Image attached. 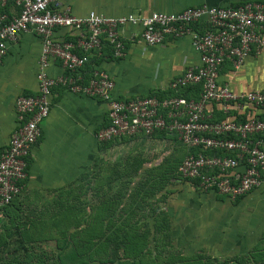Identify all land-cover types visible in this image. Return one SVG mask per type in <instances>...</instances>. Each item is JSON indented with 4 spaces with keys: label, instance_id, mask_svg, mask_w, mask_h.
Returning a JSON list of instances; mask_svg holds the SVG:
<instances>
[{
    "label": "crops",
    "instance_id": "0c3cea01",
    "mask_svg": "<svg viewBox=\"0 0 264 264\" xmlns=\"http://www.w3.org/2000/svg\"><path fill=\"white\" fill-rule=\"evenodd\" d=\"M249 2L264 3V0H58L53 8L70 10L78 18H85L90 12L108 18L130 15L148 18L156 12L177 13L204 5L235 7ZM17 11L12 3L6 10L10 16ZM120 34L125 43L123 58L116 59L111 49L104 48L100 54H91L89 64L81 70L84 81L95 69L106 72L115 83L113 97L116 99L153 95L161 99L176 97L175 94L180 92L170 89L171 82L200 64L190 37L169 39L163 45L149 46L141 39L140 26H123ZM77 35L69 28H58L55 29L54 39L73 43ZM41 47L40 37L22 34L16 43L10 44L7 56L0 62V155L8 148L18 127L17 98L38 94ZM48 73L52 77H76L58 60L51 61ZM219 82L238 94L264 91V46L260 52L253 51L239 68L225 62ZM199 93L200 88L184 92L189 97L187 99L194 100L200 98ZM50 102V115L41 124V137L28 157V177L23 191L6 212L27 206L41 209L45 204L68 197L76 190L84 212L114 214L108 220L110 222L116 220L115 214L119 212L143 214L146 211L135 210L131 193L118 191V182L125 178L117 171L124 154L130 160L132 153L128 152L131 146L136 148L140 140L144 141L139 143L147 149L145 152L159 153V158L153 160L151 166H157L158 174L166 176L169 173L167 167L174 161L177 166L180 165L189 153L178 135L166 132L156 133L149 139L122 138L101 144L95 134L110 123L107 102L71 93L63 86L53 90ZM207 112L215 120H223V116L227 115L216 105L208 106ZM241 113L245 119L254 116L264 118V109H247ZM232 114L229 113V116L234 117ZM160 193L155 199L149 197L146 203L163 198L159 209L163 214H169L168 221L178 231V236H183L185 244H193V247H200L220 259L247 254L260 244L261 248L264 247L262 190H254L232 202L214 191L203 192L191 182L172 174L168 187ZM91 196L94 198L92 205L88 201Z\"/></svg>",
    "mask_w": 264,
    "mask_h": 264
},
{
    "label": "built area",
    "instance_id": "2783aa9c",
    "mask_svg": "<svg viewBox=\"0 0 264 264\" xmlns=\"http://www.w3.org/2000/svg\"><path fill=\"white\" fill-rule=\"evenodd\" d=\"M58 0H0V62L10 44L22 34L41 39L38 61V94L20 96L15 109L18 127L8 148L0 155V214L21 195L28 177V157L41 137V124L51 111L50 98L56 87L109 105L108 126L95 134L101 143L122 138H152L156 133L176 134L189 154L179 167L183 180L197 182L203 192L214 191L234 202L254 190L264 192V119L215 120L207 112L216 105L229 115L247 109H264V91L234 93L219 82L221 68L231 62L239 68L253 51L264 46V3L249 2L236 7H189L177 13H153L148 18L130 15L108 18L90 12L78 18L70 10L53 8ZM12 3L18 10L12 16L6 10ZM140 26L141 39L149 46H160L169 39L190 37L200 64L187 70L170 84L179 92L200 87L198 100L182 96L137 99L113 97L115 83L100 70H94L86 82L81 70L90 55L100 54L106 43L116 59L125 52L120 28ZM198 26V27H197ZM69 28L78 35L67 43L54 39L55 29ZM106 42V43H105ZM58 60L76 77H52L49 67Z\"/></svg>",
    "mask_w": 264,
    "mask_h": 264
},
{
    "label": "rangeland",
    "instance_id": "374dc122",
    "mask_svg": "<svg viewBox=\"0 0 264 264\" xmlns=\"http://www.w3.org/2000/svg\"><path fill=\"white\" fill-rule=\"evenodd\" d=\"M139 142L136 148L131 146L128 152L132 153L130 160L123 153L117 171L124 174L125 178L118 182V191L131 193L130 199L133 200L135 210L146 212L128 213L131 220L128 225H123L125 220L120 212L115 214L116 219L120 216L122 221L117 223L119 227L102 229L104 238L97 240L100 242L97 243L94 239L85 238L84 234L91 229L84 220L92 214L86 212L84 215L76 190L68 194V197H60L45 204L41 209L37 206H27L18 211L13 209L0 216V264H223L233 259L221 257L218 261L212 257L214 254L193 247V244H185L183 236H178V231L172 226L170 231L164 227L165 230L159 232L160 222L166 220L159 209L163 198L159 197L154 203H149V209H146V197L150 196L152 200L160 195L169 177L160 176L158 167L151 166V162L159 158V153L145 152L147 149L140 144L144 141ZM176 166L174 161L171 167L174 169ZM88 201L92 205L93 196ZM144 236L148 237V242H145L147 237L146 240L144 238L143 246L133 245L129 240V237L141 240ZM164 236L170 239L166 238L163 243L165 245H161ZM110 237L116 241L108 239ZM257 248L260 249L261 244ZM254 250L256 248L251 251Z\"/></svg>",
    "mask_w": 264,
    "mask_h": 264
},
{
    "label": "trees",
    "instance_id": "16d2710c",
    "mask_svg": "<svg viewBox=\"0 0 264 264\" xmlns=\"http://www.w3.org/2000/svg\"><path fill=\"white\" fill-rule=\"evenodd\" d=\"M236 7V6H235ZM106 43V42H105ZM104 48H109V50L111 49L112 50V47H110V45H109V43L107 42L106 43V45H105V47ZM88 65V64H87ZM87 65L84 67V68H86L87 67ZM94 71V70H93ZM92 74L93 73H91V76H90V78L92 77ZM90 78H87L85 81L87 82ZM195 88H200V87H195ZM192 89H194V88H189V89H184V90H181V91H179L180 93L179 94H175L176 96H184L185 98H189L187 95H185L184 94V92H188V91H190V90H192ZM200 93H201V88H200ZM200 93H199V96H200ZM246 111V110H245ZM257 111V110H256ZM233 114V116L234 117H232V116H227V115H224L223 116V120H235V121H238V120H241L242 122H246L248 119H245L244 117L242 118V113L240 114L239 112H232ZM254 117H256V116H254ZM232 118V119H231ZM258 118H260V119H264L262 116H259ZM222 120V119H221ZM188 149V148H187ZM189 150V153H188V155L189 154H197V150H195V149H188ZM187 155V156H188ZM28 161V160H27ZM183 162V161H182ZM182 162H181V164H182ZM29 163V162H28ZM180 164V165H181ZM180 165H178V166H176V168H172L171 166H169L168 168H167V171L169 172L168 174H166V176L167 177H169V179L170 178H172V175H170V173L171 172H173V174H174V177L175 176H179V167H180ZM170 168H172L171 170L172 171H169V169ZM166 177V178H167ZM169 179H168V181L166 182V187H164L163 189L165 190L168 186L167 185H169ZM188 182H191L192 184H194L196 187H197V182L196 181H190V180H187ZM163 190V191H164ZM162 192V191H161ZM150 197V196H149ZM149 197H146V201H147V199H150ZM144 197H142V199H143ZM241 198H239V199H237L236 201H238V200H240ZM236 201H234V202H236ZM151 203V202H150ZM12 204H14V202L12 203ZM147 205H149V203H147ZM10 207V206H9ZM8 208V207H7ZM7 208L3 211L4 213L6 212V210H7ZM83 213H84V215L86 214V212H84L83 211ZM88 213H90V214H92V216L91 217H88V219H85L84 221H85V223H86V226L88 227L89 226V229H91L89 232L87 231V233H85L84 235H85V238L87 239V240H89V239H94V242H97V243H100V242H98L97 240H99V241H101V239L102 238H104L103 237V232H102V229H104L103 227L105 226V228H108V229H111V228H118L119 227V225H117V223L118 222H122V221H120V219H119V217L122 215L123 217H124V222H122L123 223V225H124V223H125V225H128V224H130V221L131 220H129V217H130V215H128V213H120V216H118V219H116V220H114V219H112V221L110 222V221H108V220H110V217H112V216H114V214H109V213H98V214H94V212H88ZM132 213V212H131ZM135 215H137V214H135ZM161 215H164V218H166V220H163V221H161L160 222V227H159V232L161 231V230H165L164 229V227H166V230H169L170 231V229H171V223L170 222H168L167 224H165L166 223V221H168V215L167 214H161ZM127 220V221H126ZM108 221V222H107ZM170 223V224H169ZM89 224V225H88ZM101 225L100 227H98V225ZM93 225V226H92ZM108 226V227H107ZM109 226H111V227H109ZM120 226H121V224H120ZM146 237L147 236H144V237H141V240H135V239H133V238H130L129 237V240L131 241V243L134 245V244H139V245H142L143 246V242H144V238H145V240H146ZM114 238V237H113ZM166 238H168V239H170V237L169 236H164L162 239H161V245H165V244H163V243H165V241H166ZM108 239H110L111 241H113V242H115L116 240H112L111 239V237L110 238H108ZM262 240L264 241V235H262ZM145 242H148V237H147V240L145 241ZM108 244V242L107 243H105V244H103L104 246H106ZM84 246H86V245H84ZM83 246V247H84ZM142 246H140V247H142ZM128 247H130V246H127V248ZM139 250V249H138ZM137 250V251H138ZM212 257H214L215 258V260H218V261H220L219 259V257H217V256H213L212 255ZM182 264H189V263H182ZM223 264H264V248H260V249H256V250H254V251H252V252H247V254L245 253V254H242V255H236L233 259H230V260H226V262L225 263H223Z\"/></svg>",
    "mask_w": 264,
    "mask_h": 264
}]
</instances>
